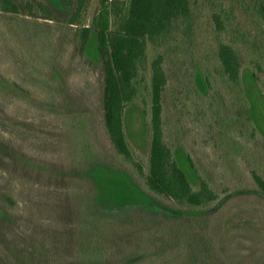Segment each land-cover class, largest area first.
I'll list each match as a JSON object with an SVG mask.
<instances>
[{
	"label": "trees",
	"instance_id": "trees-1",
	"mask_svg": "<svg viewBox=\"0 0 264 264\" xmlns=\"http://www.w3.org/2000/svg\"><path fill=\"white\" fill-rule=\"evenodd\" d=\"M89 2L0 0V26H21L22 33L11 44L0 38V264H264V241L251 260L244 243L250 223L231 217L243 206L263 211L264 137L254 124L236 128V138L248 130L253 159L240 169L217 147L203 146L195 122L183 123L190 109L199 125L219 116L239 120L244 67L264 105V0H99L85 24ZM201 17L211 19L212 37L169 119L166 62L204 45ZM23 26L36 33L24 39ZM92 40L96 58L88 53ZM233 93L236 108L228 110ZM132 105L146 116L145 161L125 131ZM98 126L102 149L90 137ZM189 128L196 152L185 144ZM205 133L215 137L211 126ZM224 210L228 218L213 225L219 230L195 223ZM256 225L250 230L259 234ZM171 231L178 233L173 243ZM224 237L239 251L233 257Z\"/></svg>",
	"mask_w": 264,
	"mask_h": 264
},
{
	"label": "rangeland",
	"instance_id": "rangeland-1",
	"mask_svg": "<svg viewBox=\"0 0 264 264\" xmlns=\"http://www.w3.org/2000/svg\"><path fill=\"white\" fill-rule=\"evenodd\" d=\"M126 3H128L129 0H124ZM99 6V0H90L88 3L86 13L84 15V23L85 24H90L94 18V16L97 13ZM1 17V16H0ZM24 19V18H23ZM210 21H208L207 18L201 17L200 22H199V27L203 31V35L206 36L205 38L200 39V43H203L204 45L201 48H196L195 52L192 54H187V55H182L177 59V61H167L166 62V69L168 72V78H169V84L165 96V110L166 113L169 115V119L177 117L178 110L181 108V105L183 103L184 97L186 96V91L187 87L192 85L194 74L198 72V63L201 61V56L205 55L206 50L205 48L207 47L208 43L211 40L212 35H210ZM23 31V37L25 39L29 37V34L32 36L33 33H36L35 28L33 27L32 29H29L26 26L22 27ZM39 35L42 36L44 33H46L45 29H41L39 31ZM21 26L17 27L15 25H7V26H0V38L1 41H6L9 44L13 43L15 39H20L21 38ZM39 36V37H40ZM32 41V40H31ZM201 45V44H200ZM11 49H16L15 46L9 47ZM34 48V47H33ZM203 50V53L199 52ZM13 51V50H12ZM14 52V51H13ZM88 53L92 58H96V44L95 41L92 40L91 43L89 44L88 47ZM41 54V53H40ZM46 56V55H44ZM242 75L244 79V84H243V97H244V105L242 107V116L239 118V120L235 118H223V116H219L218 119L215 122H209V123H200V125L197 123L196 120H198L197 117V112L195 109H190V115L189 117L183 119V123L187 126H191L195 122L194 131L198 133L199 138L203 141V146L206 145H212L213 147H217L219 154L224 157L223 160L225 162L230 161L232 165H235V163H238L240 169H243L244 164L249 165L253 159H250L249 154L250 152H246V143L249 137V132L248 130L244 132V135L242 133V137L237 136V130L236 128L238 126H249V124L252 126L253 124L255 125V128L257 129L258 132L264 137V105L261 101L260 93L257 90L252 75H251V70L248 67H244L242 70ZM93 77V76H92ZM94 81H96V78L93 77ZM217 104L221 107L223 106L224 101L222 98H219L218 101H216ZM227 104V109L228 110H233V107L236 108L235 105V95L233 93V97H228L227 100L225 101ZM198 111H201L202 106L199 105L196 107ZM217 108V107H215ZM188 115V114H187ZM145 114L144 110L138 106V105H132L126 108L125 114H124V123H125V131L126 135L128 138V141L132 148L135 150L136 154L141 157L144 161L147 158L148 155V149H149V133L146 129V123H145ZM178 119V118H177ZM194 120V121H192ZM250 122V123H249ZM199 125V126H198ZM181 126V125H180ZM211 126L213 130L215 131V137L212 138H207V134L205 133V127ZM179 127V126H178ZM192 128V127H191ZM189 128L184 129L182 133H184L185 140H189L191 138V135L189 132L192 131V129ZM100 126L93 130V132L90 130V137L93 139V141L96 143V147L99 149H102L100 146V141L101 140V133H100ZM180 130V129H179ZM97 132V133H96ZM236 134V135H235ZM241 136L240 134H238ZM91 139V140H92ZM185 143V141H184ZM188 143V144H187ZM188 148L189 147H196L193 148V150L196 152L197 150L200 149L198 142L194 141L191 138L190 142L185 143ZM202 145V144H201ZM207 147V146H206ZM191 150V149H190ZM176 157L179 162V164L183 167V169L186 171L188 176L190 177V180L192 179L193 181L195 180L194 175L192 174L191 169L188 166V163L186 162V158L182 151L180 149H176ZM221 157V159H222ZM110 159H113L110 157ZM115 163L116 167L121 168L122 170H128V168L123 167L120 165V160L119 159H114L113 160ZM200 163H203V159H201ZM230 170H233L232 168H228ZM234 171V170H233ZM234 174V172H232ZM192 182V181H191ZM236 200L233 205L235 204H243L242 202ZM262 208L263 211H254L252 207L248 206H243L242 209L243 211H234L231 215L232 218H243L247 220L248 223H250V226L245 228L247 231L245 234L248 236L247 238L244 236H239L237 235V239H245L244 243L246 242L247 246L251 248L249 250V258L251 260H254L255 258H258V252L255 250L256 247L264 241V203L262 205H259ZM228 213L225 212V210L220 213L216 214L213 216V218H204V217H198L195 220V223L197 225H201V223H208L209 225H217V221H220L221 219H226L228 218ZM257 221L261 224V230L258 232L259 234H254L251 232L250 228L252 226H255L257 224ZM213 226V230L218 229L219 226ZM257 226V225H256ZM176 231V230H175ZM172 232L170 234V242L173 243L175 241V236L178 233H181L182 231H176ZM202 232V229H200ZM165 232V231H164ZM243 231H239V233H242ZM180 242L182 241L181 237ZM191 235H187L186 239H190ZM226 238L224 237L222 241V247L224 248L223 250L225 252L230 251L231 252V257H233L234 253L239 252L235 250V248H228L224 244V241ZM234 241V240H232ZM241 245H239L240 247ZM260 249H264V244H260ZM240 250V248H239ZM246 258L247 256H243ZM243 259L242 257H239ZM185 259V256L183 257L182 260ZM259 259L261 261L264 260V252L260 253ZM253 262H256L253 261ZM244 264H250L249 261H245Z\"/></svg>",
	"mask_w": 264,
	"mask_h": 264
}]
</instances>
